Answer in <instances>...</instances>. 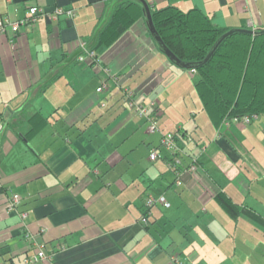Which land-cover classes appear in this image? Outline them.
Wrapping results in <instances>:
<instances>
[{
	"label": "crops",
	"instance_id": "0c3cea01",
	"mask_svg": "<svg viewBox=\"0 0 264 264\" xmlns=\"http://www.w3.org/2000/svg\"><path fill=\"white\" fill-rule=\"evenodd\" d=\"M123 1L0 0V20H24L31 7L76 13L0 36V264L39 249L48 258L36 264H264V115L217 127L188 104L170 119L171 95L195 94L199 76L165 56L144 17L107 44ZM146 1L200 10L225 30L264 28V0ZM81 42L100 67L77 61ZM125 90L157 104L159 131L128 109ZM162 132H179L178 167ZM153 149L162 159L150 160ZM149 195L170 207L148 209Z\"/></svg>",
	"mask_w": 264,
	"mask_h": 264
},
{
	"label": "trees",
	"instance_id": "16d2710c",
	"mask_svg": "<svg viewBox=\"0 0 264 264\" xmlns=\"http://www.w3.org/2000/svg\"><path fill=\"white\" fill-rule=\"evenodd\" d=\"M151 12L164 44L180 60L194 65H199L229 31L217 27L208 15L197 9L183 12L169 5ZM143 17L146 18L145 9L139 0H124L101 38L112 44L126 28ZM195 70L199 76L196 90L217 127L226 118L264 115V32L233 34L220 44L207 63ZM174 134L178 140L179 132ZM220 200L233 207L229 199L220 197Z\"/></svg>",
	"mask_w": 264,
	"mask_h": 264
},
{
	"label": "built area",
	"instance_id": "2783aa9c",
	"mask_svg": "<svg viewBox=\"0 0 264 264\" xmlns=\"http://www.w3.org/2000/svg\"><path fill=\"white\" fill-rule=\"evenodd\" d=\"M53 17L50 13L45 12L44 9L38 8V7H31L29 10V16L28 18L21 20V21H12L9 18H5L0 20V36L7 35L9 33H17L22 26H25L27 24H33L37 22V20L40 17L47 16L50 18H57L59 15H67L69 18L73 19L76 16L75 11L73 10H65L63 8H57L53 12ZM81 49L80 54L77 56V61L81 64H90L93 66H99L100 67V59L99 56L96 54V52L86 46L85 42H81ZM105 72L109 75L110 69H104ZM194 73H196V70H192ZM114 79L116 81H119L117 77L114 76ZM108 89V83L106 80H103L101 83V86L99 88V92H104ZM124 96L126 97L127 107L130 111H134L137 115L141 117H145L149 122V132L155 133L159 131V128L156 124V113L155 108L157 107L156 103H150L149 105H140L136 102V95L134 91L131 90H125ZM102 107H106V103H102ZM153 108V112H149ZM257 116H243L241 118H233V119H224L221 126H230L232 123H242L244 125H249L253 119H255ZM3 128L2 125H0V130ZM161 147L169 152L172 156V160L170 162L171 167H178L181 165V158L180 154L182 153V150L180 146L177 144V139L174 133L168 132L163 133L162 132V138H161ZM162 159V155L159 153L157 149H153L150 152V160L151 161H157ZM180 180V179H179ZM179 182V181H178ZM20 197L18 195H14L12 197V200L10 201L8 205V211H12L15 209L19 203H20ZM160 204L165 207H170V203L166 200L165 197L159 196L154 197L152 195H149L145 200V205L148 209L152 208L153 206ZM150 211V210H149ZM25 217L26 215L23 214ZM142 223L145 225L148 224V218L147 213L142 217L141 219ZM48 257L45 254V252L42 249H39L35 254L32 256H28L24 260V264H36L39 261L46 260ZM172 260L175 263H180V259L176 256L172 258Z\"/></svg>",
	"mask_w": 264,
	"mask_h": 264
},
{
	"label": "water",
	"instance_id": "95a60500",
	"mask_svg": "<svg viewBox=\"0 0 264 264\" xmlns=\"http://www.w3.org/2000/svg\"><path fill=\"white\" fill-rule=\"evenodd\" d=\"M145 9V15H146V20H147V24H148V28L150 33L152 34V36L154 37V39L156 40V42L158 43V45L160 46V48L162 49V51L164 52V54L168 57V59L175 64L176 66L183 68V69H195L196 67H198L199 65H203L205 63H207L211 57L214 55L215 51L217 50V48L220 46V44L228 37L232 36L233 34L236 33H245V34H249V35H255L256 33L260 32H264V29H262L261 31H257V30H251V29H231L229 30L227 33H225L224 35H222L220 37V39L216 42V44L213 46V48L211 49V51L209 52V54L207 55V57L199 64V65H194L192 63H186L183 62L182 60H180L163 42L162 38L160 37V35L158 34L155 26H154V22H153V18H152V12H151V8L150 5L147 3L146 0H139Z\"/></svg>",
	"mask_w": 264,
	"mask_h": 264
},
{
	"label": "rangeland",
	"instance_id": "374dc122",
	"mask_svg": "<svg viewBox=\"0 0 264 264\" xmlns=\"http://www.w3.org/2000/svg\"><path fill=\"white\" fill-rule=\"evenodd\" d=\"M180 69L187 70V69H183V68H180ZM192 70H194V69H192ZM178 86H180V85H178ZM179 90L180 89L176 90L171 95V98L168 101L169 102V105H168L169 115L168 116L170 119H173L174 115L175 116H180V115L181 116H188L189 111L187 112V109H186V106L188 104L191 106V108H193L194 104L195 105L200 104L201 107H199L200 108L199 114H201V112H202L203 115H205V118L209 117L208 112L203 108V103H202V100L198 94V91H196V93L192 95L191 93H188L187 88L185 89V93L183 91L178 93ZM155 109H157V107ZM195 112H197V111H195ZM185 113H188V114H185Z\"/></svg>",
	"mask_w": 264,
	"mask_h": 264
}]
</instances>
